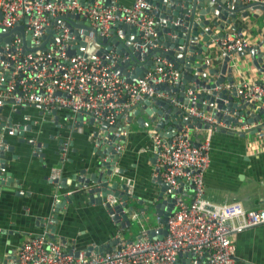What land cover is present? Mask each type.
Instances as JSON below:
<instances>
[{
	"label": "built area",
	"instance_id": "2783aa9c",
	"mask_svg": "<svg viewBox=\"0 0 264 264\" xmlns=\"http://www.w3.org/2000/svg\"><path fill=\"white\" fill-rule=\"evenodd\" d=\"M232 1L235 0H226L221 6L220 1L212 0V5L222 7L228 13ZM238 1L242 6L232 20L226 21L227 15L221 18L212 12L204 14L208 23L203 29H210V37L209 50L203 55H206V62L217 68L223 57H227L226 66L233 83L225 82L224 87L230 89L234 84L233 73L239 68L234 60L235 53H248L250 68L256 73L255 79L244 80L240 88L236 86L241 90L242 112L235 116L236 121H225L221 117L217 119L210 109L197 106L195 92L189 86L185 87L186 103L177 98L176 91L159 87L160 84L181 83L180 70L165 57L152 56V66L139 79H127L115 71L118 53L112 48L104 51L96 48L88 56L84 52H67L74 43V34L62 15H78L74 21L75 31L78 35L83 34L84 39L93 38L95 34L111 36V26L120 22L131 24L140 32L141 48L160 47L155 40L156 26L163 19L161 12L169 7L168 12L177 10L187 17L190 2L185 6V0H164L160 7L157 0H133L130 4L114 0H0V27L10 29L22 24L24 33L30 31L29 42L36 44L42 42V35L47 36L44 48L23 50L21 36L17 33H12L7 43L0 44V105L6 102L13 111L25 104L44 112L64 108L88 114L97 124L105 122L112 125L120 117L126 123L136 104L144 98L150 101L159 98L177 106L183 116H188L180 119L169 136L161 134L155 127L156 119H144L142 122L150 136L154 154L151 178L166 183L163 189L166 195L174 193L173 206L164 223V234L150 237V227H143L133 238L125 239L120 233L125 220L121 211L114 208L121 200L118 196L106 194L101 202L109 204L110 216L120 226L115 228V241L108 249L100 252L97 244L90 242L85 248L74 250L67 247L62 238L51 236L49 226H45L7 251L0 264H174L176 261L180 264H233L234 233L264 222V207L245 208L238 200L210 201L204 195L203 173L209 161V138L213 129L264 136V69H261L264 67V33L255 43L244 33L250 27L247 18L256 19L262 15L264 0ZM250 2H255V5L248 4ZM238 11L240 16H237ZM199 20V13L195 10L188 23ZM262 21L264 23V17ZM250 47H255L253 55L256 62L249 52ZM240 95L236 93L233 99L240 98ZM222 100L226 103L228 98ZM201 102L206 103V99ZM210 107L219 109L216 101ZM259 108L262 113L258 118L246 121L255 117ZM220 111L222 115L229 113ZM192 118L207 126L198 128L190 122ZM253 127L256 130L251 132ZM5 128L6 133L12 134L24 128V124L8 123ZM197 129L204 132L202 138L195 142L192 132ZM124 131L121 125L118 131L112 130L111 133L118 135ZM1 145L5 147V144ZM65 145L64 141L60 150L65 149ZM0 172H4V166L0 167ZM184 185L190 187L189 201H184L179 195ZM129 191L126 182L125 192ZM132 215L135 216L134 213ZM155 218L157 226L154 228L162 226L158 213Z\"/></svg>",
	"mask_w": 264,
	"mask_h": 264
},
{
	"label": "crops",
	"instance_id": "0c3cea01",
	"mask_svg": "<svg viewBox=\"0 0 264 264\" xmlns=\"http://www.w3.org/2000/svg\"><path fill=\"white\" fill-rule=\"evenodd\" d=\"M114 1L130 4L133 0ZM261 14L262 20L264 11ZM237 16H240L239 11ZM247 21L250 27L244 33L255 43L264 33V24L258 26L250 16ZM234 60L239 65L238 71L233 70L234 84L240 88L244 80L255 79L256 73L250 68L248 53H235ZM86 115L80 118L77 112L64 108L44 112L30 104L20 106L17 111L11 110L6 102L0 105V127L3 128L0 135L11 145L4 149L3 166L4 172L12 177L8 185H0V262L7 251L30 233L49 226L51 217L55 218L52 222L54 238H62L66 246L74 250L85 248L90 242L104 245L113 239L115 228L120 226L102 202L89 201L85 188L76 186L73 179L62 183L53 180L78 175L81 168L84 173L105 169L98 163L94 150L92 131L98 124L89 122ZM140 115L149 121L150 116L141 108L136 115H131L128 128L124 127L125 138L119 156L111 172L106 174L107 183L115 180L119 187L127 182L130 190L131 196L123 208L127 212L128 206L131 207L129 223L124 221L125 226L120 229L125 239L133 238L143 227L157 226L154 203L162 187L161 182L150 175L154 154L146 127H136ZM118 120L121 125L127 124L122 117ZM17 122L24 124V128L6 133V125ZM171 128V122L163 125L164 131ZM240 133L222 128L211 131L209 161L203 173L204 195L213 202L238 200L245 208L264 207V136ZM202 135V129L194 130L193 141L197 142ZM64 141L65 149L60 150ZM36 142L42 156L35 153ZM179 195L189 201L190 187L184 185ZM56 199L64 203L56 206ZM132 219L139 224L135 232L131 231ZM233 264H264V222L234 233Z\"/></svg>",
	"mask_w": 264,
	"mask_h": 264
},
{
	"label": "water",
	"instance_id": "95a60500",
	"mask_svg": "<svg viewBox=\"0 0 264 264\" xmlns=\"http://www.w3.org/2000/svg\"><path fill=\"white\" fill-rule=\"evenodd\" d=\"M163 1L164 0H157V2L160 3V7L163 6ZM218 1L222 3L221 6L225 5L226 0ZM188 2L191 3V8L187 17L179 13L177 10L168 12L169 7H166L165 11L161 12L163 19L162 23L156 26L157 38L155 40L160 47L146 46L141 48V39L139 37L140 32L137 31L133 25L120 22L111 26V36L95 34L93 38L84 39L83 34L78 35L75 31L76 24L74 21L77 20L78 15L70 13L62 15L61 17L65 19L66 23L70 26V32L74 34L72 39L74 43L72 44V48H69L67 52L69 54L73 52H84L85 56H88L91 52L96 51V48L103 51L108 48H112L118 53V57L114 63L115 71L118 74L125 75L127 79H139L143 72L152 66V56L160 55L165 57L172 63L173 67L180 70L181 83L174 85L160 84V88H168L176 91L177 98L186 103L188 99L185 95V87L189 86L191 90L195 92V104L197 106L210 109L215 114L217 119L221 117V119L225 121H236L235 116L242 112L241 108L244 105L241 102V90H238L234 84H232L230 89L224 87L223 85L225 82L233 83L232 75L229 68L226 66V56L223 57L218 68L205 61L206 55H203V53L206 54L209 50V48H207V44L209 43L210 29H203V27L208 23L207 19L204 18V14L212 12L218 14L221 18L227 15L229 18H227L226 21H229L232 20L235 12L240 9L242 4L238 0L232 1V8L227 13L222 7L221 9L219 6L212 5V0H185L184 5L187 6ZM254 3L255 2H250L248 4L254 6ZM165 5L170 6L168 3ZM195 10L199 13L200 20L198 22L193 21L188 23V20L193 17ZM242 13L244 14L245 11H242ZM174 21H176L177 24H173ZM188 24L189 26L185 27ZM14 32L21 35L23 50L44 48L45 46L44 42L47 37L45 34L41 36L42 42L37 44L29 42V36H31L30 31L28 30L24 33L22 24H16L10 29L0 27V44L3 42L7 43L11 34ZM28 43L30 45H27ZM254 51L255 47L249 48V52L253 56L252 59L256 62L257 58L253 55ZM261 69H264V67ZM236 93L240 95V98L234 100L233 95ZM223 98H228V101L223 103ZM202 99H206V103H202ZM213 101L217 102V107L219 109H212L210 107ZM140 108L150 116V121L156 119L155 127L165 136H169L171 132L174 131V128L178 126L180 119L184 120L188 118L187 115H182V112L177 106L170 104L167 100L159 98H154L152 101L144 98L140 103L136 104V107L132 112L133 115H136ZM235 108L237 111H234ZM162 109H164L163 112ZM220 110H226L229 113L222 115ZM261 111L262 109L259 108L258 112L254 115L255 117H249L246 121L257 119L262 113ZM159 115H161V118H158ZM86 116L88 117L89 122L93 121L90 115L87 114ZM78 117L82 118V113H78ZM130 119L131 115L127 117V124L123 125V128H128ZM144 119V116H138L136 119V127H143L142 122ZM167 122H171L172 128L170 131H164L162 129L163 125ZM190 122L194 123L198 128H205L207 126L205 123L195 120L194 118H192ZM120 127L121 124L117 119L112 125H107L105 122H101L97 125L96 129L92 131L94 150L99 158L98 163L104 165V170L98 173L94 171L84 173V169L81 168L79 169L78 173L80 174L78 175L72 174L70 178L59 177L54 178L53 180L58 181V183H62L69 182L73 179L76 186L85 188L89 201L101 202L104 200L106 194L118 196L121 201L120 203L115 204L114 208L121 211V216L125 220V223H129V219L127 217L128 214L131 213L130 205L128 206L129 209H127V212L122 211L123 208L126 207V199L128 196H131L130 193L125 192L126 185L121 183L118 187L115 180L109 184L107 183L106 178V174L111 172L110 168H113V164L119 156V151L121 149L120 145L125 138L122 133L118 135L111 133L112 130L118 131ZM1 129L3 128L0 127V130ZM255 130L256 127H253L251 132H254ZM0 132H3V130ZM0 142L3 145L5 144V147L3 148L0 143L1 167L4 162V149L10 148L11 145L6 144V137L1 135ZM36 144L35 153L42 156L43 152L40 150L37 142ZM104 155L105 158H103ZM11 180L12 177H10L7 172H0V185H8ZM158 181L161 182L162 187L160 188V192L156 195L155 199H157V201L154 203V208L160 215V223L163 225L157 228L150 227L148 229L150 237H158L166 232V226L164 223L169 210L173 206L174 193L166 195L163 192L166 183L160 179H158ZM63 203V200L60 201L59 199H56L55 205L57 206ZM104 205L109 210V204L105 202ZM54 220L55 218L51 217V223L48 224L52 234L51 236H53L54 231V224L52 223ZM114 241L115 239H112L104 245H97V249L102 252L103 250L108 249L104 248L105 245H111ZM174 264L180 263L176 261Z\"/></svg>",
	"mask_w": 264,
	"mask_h": 264
},
{
	"label": "rangeland",
	"instance_id": "374dc122",
	"mask_svg": "<svg viewBox=\"0 0 264 264\" xmlns=\"http://www.w3.org/2000/svg\"><path fill=\"white\" fill-rule=\"evenodd\" d=\"M261 17L262 16H258L256 19H255V22L258 24V26L259 25H261V24H264L263 23V21L261 20ZM253 31V30H252ZM255 31V30H254ZM139 129H142V127H138ZM203 131V130H202ZM204 132V131H203ZM149 220H150V222H153V220L149 217ZM138 222L136 221V220H134V219H132V220H130V226H131V231H134L135 232V230L138 228ZM128 232H130V231H128ZM124 233V235H127V231H124L123 232Z\"/></svg>",
	"mask_w": 264,
	"mask_h": 264
},
{
	"label": "flooded vegetation",
	"instance_id": "af4514ba",
	"mask_svg": "<svg viewBox=\"0 0 264 264\" xmlns=\"http://www.w3.org/2000/svg\"><path fill=\"white\" fill-rule=\"evenodd\" d=\"M15 33V32H14ZM17 34H19V33H17ZM20 35V34H19ZM21 36V35H20ZM143 128V127H142ZM144 129V128H143Z\"/></svg>",
	"mask_w": 264,
	"mask_h": 264
}]
</instances>
